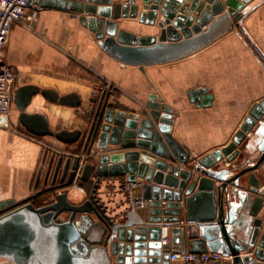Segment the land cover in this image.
<instances>
[{
  "label": "water",
  "instance_id": "1",
  "mask_svg": "<svg viewBox=\"0 0 264 264\" xmlns=\"http://www.w3.org/2000/svg\"><path fill=\"white\" fill-rule=\"evenodd\" d=\"M253 0H30L40 9L66 11L95 34L99 46L131 65L163 61L191 46L214 21L227 17L241 26ZM157 26L158 35H139L120 27L121 19ZM208 29V28H207ZM206 88L189 92L199 104ZM79 108L75 91L60 94L34 84L17 86L16 126L65 145L81 144V153L55 151L50 184L28 198L0 203V260L10 264H175L172 251L221 252L223 264H264V99L255 104L224 147L193 156L172 135L173 110L156 94L137 108L124 106L111 90L93 99L81 128H51L46 114L30 111L35 98ZM209 97H203L207 101ZM201 99V98H200ZM209 100V99H208ZM12 117L0 116L8 128ZM257 136L256 149L247 135ZM88 155L81 180L142 179L149 200L147 220L131 214L111 216L97 198L98 182L81 202L68 199L81 154ZM52 195L53 199L34 203ZM184 223H183V222ZM182 222V223H181ZM170 238L161 241L163 226Z\"/></svg>",
  "mask_w": 264,
  "mask_h": 264
},
{
  "label": "crops",
  "instance_id": "2",
  "mask_svg": "<svg viewBox=\"0 0 264 264\" xmlns=\"http://www.w3.org/2000/svg\"><path fill=\"white\" fill-rule=\"evenodd\" d=\"M243 14L241 26L232 17L217 23L214 17L187 49L141 68L110 56L95 34L71 13L41 9L37 33L13 25L4 58L16 69L17 86L34 84L60 94H79V108L52 103L41 95L34 99L30 111L44 112L51 128L86 131L93 85L102 79L111 83L113 98L130 108H137L134 101L144 104L150 94H156L175 115L173 137L198 158L226 146L251 108L264 99V0H253ZM120 27L139 35L160 33L156 25L132 18L121 19ZM196 88L207 89L199 104L189 96ZM26 133L13 118L8 128L0 127V203L31 196L39 176L38 190L43 188L45 160L56 155L55 150L74 149L51 137L34 139ZM247 137L256 149L257 136L251 133ZM105 184L97 196L113 214L124 212V195L113 185L107 190ZM52 197H44L43 202ZM148 209L133 212L131 219L147 220ZM167 232L170 238L169 228Z\"/></svg>",
  "mask_w": 264,
  "mask_h": 264
},
{
  "label": "built area",
  "instance_id": "3",
  "mask_svg": "<svg viewBox=\"0 0 264 264\" xmlns=\"http://www.w3.org/2000/svg\"><path fill=\"white\" fill-rule=\"evenodd\" d=\"M82 1L87 2L88 0ZM112 1L114 3L127 4L130 0ZM40 10V7L33 2L30 3V0H0V116L11 115L14 104V93L17 88L16 69L13 65L5 61L4 48L9 41L12 27L15 24L37 33L36 24L39 20ZM111 90H113L111 83L106 81L98 82L93 85L92 98L99 99L102 95ZM56 155L58 154L56 153ZM56 155L49 158V160H45L44 162L42 168L45 171L44 174H42V183H44V187L50 184L54 171V165L50 169L49 164L52 160H54V163L56 162ZM87 159L88 155L82 153L73 184L65 189L68 194V199L72 202H81L89 195V189L87 187L88 185H86L81 180L82 170L85 163L87 162ZM94 181L98 182L97 193L101 186L104 183H107V185L105 184L107 186V190H110V185H113L124 195L127 208L124 212L119 214H124L130 210L142 211L149 207V200L144 199L142 196V180H137L135 183H133L127 181L125 178L120 177L100 180L93 178L90 185H92V182ZM97 193L96 196L98 195ZM97 198H99L100 202H104L108 213L111 216L117 215L113 214V209H109L106 201L102 200L98 196ZM51 199H53V197ZM168 228L169 227L167 225L163 226L164 231L161 237L162 242L169 240L167 232ZM230 258L231 257L229 255L213 251L201 253H194L189 250H186L185 252L172 251L170 255L171 262H177L180 264H223L225 260Z\"/></svg>",
  "mask_w": 264,
  "mask_h": 264
},
{
  "label": "trees",
  "instance_id": "4",
  "mask_svg": "<svg viewBox=\"0 0 264 264\" xmlns=\"http://www.w3.org/2000/svg\"><path fill=\"white\" fill-rule=\"evenodd\" d=\"M26 135L27 136H29V137H31V138H36V139H40L39 137H37V136H34V135H31V134H28V133H26ZM65 147H74V151H68V150H66V149H58V151H66V152H70V153H81V150H82V145L81 144H79V143H77V144H73V145H65V144H63ZM49 147V146H48ZM55 149H57V148H55ZM55 151H57V150H55ZM88 189L90 190L91 189V185H89L88 184Z\"/></svg>",
  "mask_w": 264,
  "mask_h": 264
},
{
  "label": "rangeland",
  "instance_id": "5",
  "mask_svg": "<svg viewBox=\"0 0 264 264\" xmlns=\"http://www.w3.org/2000/svg\"><path fill=\"white\" fill-rule=\"evenodd\" d=\"M99 82H104V80L101 79ZM17 116H18V109H17V107H16V105L14 103L12 111H11V117L15 120V119H17ZM66 150L69 151V149H66ZM72 151H74V149ZM115 214H118V213L115 212Z\"/></svg>",
  "mask_w": 264,
  "mask_h": 264
},
{
  "label": "flooded vegetation",
  "instance_id": "6",
  "mask_svg": "<svg viewBox=\"0 0 264 264\" xmlns=\"http://www.w3.org/2000/svg\"><path fill=\"white\" fill-rule=\"evenodd\" d=\"M43 200H44V198H42L41 200L37 199V200L34 201V203L37 204V205H40V203L43 202ZM0 264H10V263L8 261H6V260L1 259L0 260Z\"/></svg>",
  "mask_w": 264,
  "mask_h": 264
}]
</instances>
